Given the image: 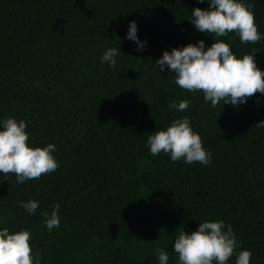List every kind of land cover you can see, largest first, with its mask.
<instances>
[{
	"label": "trees",
	"instance_id": "16d2710c",
	"mask_svg": "<svg viewBox=\"0 0 264 264\" xmlns=\"http://www.w3.org/2000/svg\"><path fill=\"white\" fill-rule=\"evenodd\" d=\"M250 3L264 33V0ZM207 0H0V118L27 123L29 143L57 146L61 166L39 179L0 174V228L27 229L41 264H159L158 248L177 264L179 232L205 220L231 225L251 264H264V94L237 106L212 107L203 92L182 89L159 72L165 50L204 40L256 51L264 39L200 33L189 19ZM138 23L144 51L126 37ZM121 48L116 68L100 57ZM189 100L184 112L171 101ZM187 116L212 153L208 166L153 156L146 141ZM39 200L32 215L20 201ZM60 204L51 232L44 212ZM236 257L229 260L235 264Z\"/></svg>",
	"mask_w": 264,
	"mask_h": 264
},
{
	"label": "clouds",
	"instance_id": "9594fccd",
	"mask_svg": "<svg viewBox=\"0 0 264 264\" xmlns=\"http://www.w3.org/2000/svg\"><path fill=\"white\" fill-rule=\"evenodd\" d=\"M207 3L209 6L205 9H192L189 21L198 32L225 37L235 31L241 43L264 39L250 3L245 0H207ZM126 37L135 42L137 51L146 50L147 42L138 36L137 21L129 22ZM121 51L120 47H109L100 60L114 69ZM255 53L251 51L237 57L230 44L223 40H215L207 48L205 41L199 40L165 50L154 65L160 73L165 70L174 73V83L182 89L193 93L202 91L204 100L212 107L221 102L238 107L257 92L264 94V71L257 66ZM189 104V100L171 101L168 108L184 112ZM26 129L24 120L11 116L0 118V174L6 179L14 174L18 184L39 179L61 166L54 155L57 146L54 143L44 147L31 145ZM146 143L153 156L163 151L172 162L183 160L187 164L200 162L208 166L212 160V153L203 146L201 135L193 129L187 116L174 119L166 129L151 132ZM39 204L35 199L19 202V206L32 215L36 214ZM59 210L60 204L54 203L50 214L43 213L49 232L60 226ZM31 241L32 233L27 229L13 232L7 227L0 228V264H41V256L34 253ZM240 247L232 226L223 220H205L190 233L182 230L173 244L177 264H229L233 256L235 264H251V250L237 251ZM157 252L159 264H168L170 254L163 248H158Z\"/></svg>",
	"mask_w": 264,
	"mask_h": 264
}]
</instances>
